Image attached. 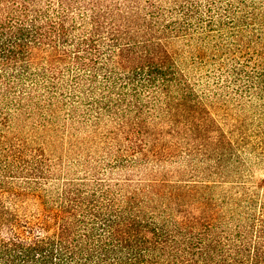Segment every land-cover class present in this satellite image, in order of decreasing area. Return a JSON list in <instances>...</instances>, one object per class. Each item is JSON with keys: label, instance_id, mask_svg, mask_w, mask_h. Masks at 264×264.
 <instances>
[{"label": "trees", "instance_id": "1", "mask_svg": "<svg viewBox=\"0 0 264 264\" xmlns=\"http://www.w3.org/2000/svg\"><path fill=\"white\" fill-rule=\"evenodd\" d=\"M264 0H0V264H264Z\"/></svg>", "mask_w": 264, "mask_h": 264}, {"label": "rangeland", "instance_id": "2", "mask_svg": "<svg viewBox=\"0 0 264 264\" xmlns=\"http://www.w3.org/2000/svg\"><path fill=\"white\" fill-rule=\"evenodd\" d=\"M255 177L257 180H264V171L261 170H255Z\"/></svg>", "mask_w": 264, "mask_h": 264}]
</instances>
